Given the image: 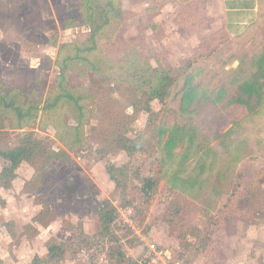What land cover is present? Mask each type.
Instances as JSON below:
<instances>
[{
    "label": "rangeland",
    "instance_id": "374dc122",
    "mask_svg": "<svg viewBox=\"0 0 264 264\" xmlns=\"http://www.w3.org/2000/svg\"><path fill=\"white\" fill-rule=\"evenodd\" d=\"M118 1L124 13L111 58L136 45L131 48L141 50L153 67L162 62L173 70L174 83L164 100L151 103V112H135L125 89L109 90L106 78L71 72L73 87L103 85L88 100L84 142L65 147L47 121L51 116L27 129L70 157L54 159L37 178V167L24 162L9 188L0 184V264H32L37 255H47L52 240L67 247L62 261L48 264H115L112 251L118 246L143 264H264V196L256 203L250 198L264 193V92L251 107L229 103L238 89L235 71L250 68L264 50V0L260 20L241 38H229L212 23L205 0ZM89 34L79 0H0L3 87L44 102L55 93L60 46L84 42ZM223 85L229 91L225 102H197L191 112L181 111L188 88ZM111 95L125 104L97 101ZM124 110L134 114L120 129L138 146L132 153L117 149L110 127L121 123ZM55 114L75 124L67 111ZM177 124L184 136L169 157L165 143ZM12 126L0 120V150L20 142ZM199 158L206 163V185L180 192L179 173L187 174ZM4 164L0 155V168ZM124 165L129 170L118 173L119 185L111 168ZM138 172L158 181L150 204ZM105 200L117 210L106 234L97 216Z\"/></svg>",
    "mask_w": 264,
    "mask_h": 264
},
{
    "label": "trees",
    "instance_id": "16d2710c",
    "mask_svg": "<svg viewBox=\"0 0 264 264\" xmlns=\"http://www.w3.org/2000/svg\"><path fill=\"white\" fill-rule=\"evenodd\" d=\"M81 17L84 23L89 25L90 34L84 42H68L60 46L58 52L57 66L60 73L57 79L54 95L47 97L44 102L30 98L24 95L20 89L15 87L4 88L3 81H0V120L9 119L12 127L21 133L20 142L17 146L8 150H0V155L4 159V167L0 174V184L5 188L11 186L12 180L17 177V169L27 162L37 167L36 175L45 170L46 166L56 158L68 160L70 155L65 149L57 151L47 145L41 139L36 137L34 131H27L39 120L44 121L45 116L54 117L47 120L57 130V138L72 150L78 144H82L84 137V128L88 117V100L100 95L99 89L102 84L94 83L92 88L81 86L73 87L70 82L72 71L79 70L81 75L92 74L96 78H106L109 81V90L125 89L129 94L128 101L135 112L145 110L152 111L151 103L154 100H164L174 83L173 70L167 68L162 62L158 67H153L148 59L137 48H129L122 57L118 59L111 58L114 48L118 47L120 40L112 41L119 26L121 25L118 17L124 13V9L118 0H79ZM105 39V44H101V39ZM144 41V40H143ZM142 41V44L144 43ZM108 52V55H103ZM248 63L242 62L241 65ZM233 76L234 83L238 84L236 93L229 101L230 104H242L251 107L256 102L260 104L262 92H264V50L261 55L253 61L250 68L241 67V70L235 71ZM245 74V75H244ZM228 88L223 85L221 88L197 86L188 88L183 95V101L180 106L182 112H191L197 102L203 103L211 100L218 104L226 101ZM105 105L119 104L122 107L124 102L117 101L113 95L108 99H98ZM127 103V101H126ZM126 108L129 106H125ZM60 110H65L75 121V124L67 122L59 114ZM112 113V110L109 112ZM130 120V121H129ZM134 120V114L122 111L120 122L111 124L114 129V143L117 149H128L131 153L138 146L129 144L132 142L125 134L120 132L122 125H129ZM179 123V122H178ZM184 132L181 124L170 132L168 140L165 143L167 155L171 157ZM206 163L203 158H199L194 163L191 171L187 174L179 173L177 179L181 181V186L175 185L180 192L186 193L198 188L203 189L206 185L204 172ZM128 165L121 168H111V177L113 181L119 182V174L127 175ZM138 179L142 182L141 190L144 194L145 202L150 204L153 194L156 192L158 181L153 176L143 177L138 172ZM256 188H259L257 186ZM263 192H253L250 194L253 202H258L259 197L263 198ZM97 216L101 221L103 232L110 231L112 224L117 219V210L110 200H105L102 207L97 209ZM67 242L52 240L48 246V253L41 257L37 255L32 264H48L49 262L62 261L66 253ZM115 264H143L138 261L130 260L122 246L116 247L113 251Z\"/></svg>",
    "mask_w": 264,
    "mask_h": 264
},
{
    "label": "crops",
    "instance_id": "0c3cea01",
    "mask_svg": "<svg viewBox=\"0 0 264 264\" xmlns=\"http://www.w3.org/2000/svg\"><path fill=\"white\" fill-rule=\"evenodd\" d=\"M205 2L206 10L212 16V23L219 24L229 38L247 35L256 26L262 14L263 0H205ZM2 169L3 167L0 168V174Z\"/></svg>",
    "mask_w": 264,
    "mask_h": 264
},
{
    "label": "built area",
    "instance_id": "2783aa9c",
    "mask_svg": "<svg viewBox=\"0 0 264 264\" xmlns=\"http://www.w3.org/2000/svg\"><path fill=\"white\" fill-rule=\"evenodd\" d=\"M152 248H153V249H155V248H156V246L153 244V245H152Z\"/></svg>",
    "mask_w": 264,
    "mask_h": 264
}]
</instances>
